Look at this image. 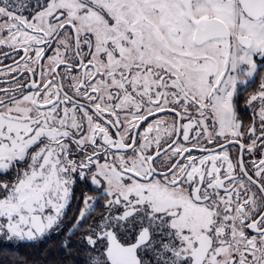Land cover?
I'll return each mask as SVG.
<instances>
[{
  "label": "snow or ice",
  "instance_id": "6c2138e0",
  "mask_svg": "<svg viewBox=\"0 0 264 264\" xmlns=\"http://www.w3.org/2000/svg\"><path fill=\"white\" fill-rule=\"evenodd\" d=\"M53 235L264 264V0H0V240Z\"/></svg>",
  "mask_w": 264,
  "mask_h": 264
},
{
  "label": "trees",
  "instance_id": "16d2710c",
  "mask_svg": "<svg viewBox=\"0 0 264 264\" xmlns=\"http://www.w3.org/2000/svg\"><path fill=\"white\" fill-rule=\"evenodd\" d=\"M63 236L55 235L37 244L10 247L0 244V264H71L74 258L64 259L66 252L60 248Z\"/></svg>",
  "mask_w": 264,
  "mask_h": 264
},
{
  "label": "rangeland",
  "instance_id": "374dc122",
  "mask_svg": "<svg viewBox=\"0 0 264 264\" xmlns=\"http://www.w3.org/2000/svg\"><path fill=\"white\" fill-rule=\"evenodd\" d=\"M50 236L46 237L47 239L49 238ZM46 238L44 239H41L37 242H29V241H25V242H19V243H5L3 240H0V244H3V245H7V246H10V247H19L21 245H24V244H36V243H40V242H43L46 240Z\"/></svg>",
  "mask_w": 264,
  "mask_h": 264
},
{
  "label": "flooded vegetation",
  "instance_id": "af4514ba",
  "mask_svg": "<svg viewBox=\"0 0 264 264\" xmlns=\"http://www.w3.org/2000/svg\"><path fill=\"white\" fill-rule=\"evenodd\" d=\"M251 90V89H250ZM241 99H243V97H241ZM85 190H87L85 187H83V186H78V188H77V192H76V195L77 196H79L80 195V193L82 192V191H85ZM74 208H75V205H73V210H74ZM71 212H69V216H71ZM53 236H55V235H53ZM53 236H50L48 239H50V238H52ZM47 239V238H46ZM37 244V243H36Z\"/></svg>",
  "mask_w": 264,
  "mask_h": 264
}]
</instances>
